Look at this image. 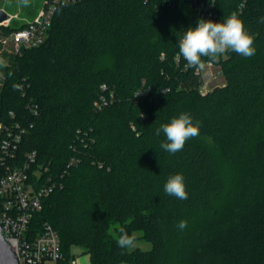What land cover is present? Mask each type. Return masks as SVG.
Wrapping results in <instances>:
<instances>
[{"label":"trees","instance_id":"trees-1","mask_svg":"<svg viewBox=\"0 0 264 264\" xmlns=\"http://www.w3.org/2000/svg\"><path fill=\"white\" fill-rule=\"evenodd\" d=\"M10 2L16 10L18 0ZM201 3L211 16L198 13ZM38 7L21 13L33 17ZM232 14L256 53L226 51L216 61L225 84L201 93L203 76L186 67L178 39L198 18ZM24 25L13 19L0 36ZM183 113L199 135L170 154L156 129ZM0 122L26 128L20 154L36 152L57 183L31 227L58 232L64 258L56 264L76 259L72 247L90 264H264V0L61 7L43 45L21 56L0 51ZM177 173L186 200L164 191ZM116 224L131 237L143 229L151 250L119 247L122 232H109Z\"/></svg>","mask_w":264,"mask_h":264},{"label":"built area","instance_id":"built-area-1","mask_svg":"<svg viewBox=\"0 0 264 264\" xmlns=\"http://www.w3.org/2000/svg\"><path fill=\"white\" fill-rule=\"evenodd\" d=\"M82 1L42 0L33 20H26L21 29L0 36V51L21 56L25 51L43 45L58 9ZM211 7L201 3L198 13L203 17L211 16ZM13 19H19V14L10 15V19L0 23V27H9ZM218 59L206 61L204 66L213 67ZM180 60L181 56H177L178 63ZM203 67L197 68L201 74ZM27 107L30 112L37 113L38 106L34 103L30 102ZM25 132L26 128L18 122L9 126L0 122V228L5 240L14 249L19 264L57 262L64 258L58 232L48 223H44L37 233L32 232L31 228L35 215L41 212L43 202L55 191L57 183L47 176V168L36 165V152L20 154L19 147ZM71 264H77V260Z\"/></svg>","mask_w":264,"mask_h":264},{"label":"clouds","instance_id":"clouds-1","mask_svg":"<svg viewBox=\"0 0 264 264\" xmlns=\"http://www.w3.org/2000/svg\"><path fill=\"white\" fill-rule=\"evenodd\" d=\"M28 2L29 0H21L24 6H27ZM178 45L179 55L187 61L186 67L191 68L203 67L205 61L202 58H208V62L215 61L229 50L245 58H250L256 53L253 36L235 14L229 15L223 22L198 18L196 26H189L178 39ZM199 130V123H194L189 114L183 113L172 118L169 123L161 124L156 129V135L159 136L162 132L166 141L161 143V148L175 154L183 150L188 140L198 136ZM164 191L180 200L188 198L184 177L179 173L167 179ZM186 226V221L178 224L181 230ZM121 232L117 240L118 246L131 248L134 244L133 238L123 230Z\"/></svg>","mask_w":264,"mask_h":264},{"label":"rangeland","instance_id":"rangeland-1","mask_svg":"<svg viewBox=\"0 0 264 264\" xmlns=\"http://www.w3.org/2000/svg\"><path fill=\"white\" fill-rule=\"evenodd\" d=\"M34 8V5L39 4L41 6L42 0H29L28 2ZM12 3L10 0H1L0 1V10H4L9 15H17L19 14L18 21L20 23L26 22V20H29L28 16H25L21 13L23 4L21 3V0H18L16 6L18 7L16 10L9 9V6ZM225 56V54H223ZM202 76H203V82L206 84H202L200 87V91L206 92L207 90H213L215 88H219L225 84V79L221 73V67L219 65H214L213 67L204 66L202 68ZM207 86V87H206ZM122 230L121 224H116L110 227L109 232L114 236L118 237L120 232ZM132 238L134 240V244L131 248H127L129 252L135 251L137 248L149 251L152 248V244L148 242L146 239L145 231L143 229L138 230L132 234ZM72 254H75L76 257H82L83 253L81 248L79 247H72ZM47 264H56L55 262H48Z\"/></svg>","mask_w":264,"mask_h":264},{"label":"water","instance_id":"water-1","mask_svg":"<svg viewBox=\"0 0 264 264\" xmlns=\"http://www.w3.org/2000/svg\"><path fill=\"white\" fill-rule=\"evenodd\" d=\"M39 8L40 6L38 7V9ZM36 15L30 18L28 17L29 21L33 20L36 17ZM9 19H10V15L7 14L4 10H0V23H3ZM14 20L18 21V19H14ZM23 24H25V22L21 23V25ZM0 264H19L17 255L14 249L12 248V246L5 240L1 228H0Z\"/></svg>","mask_w":264,"mask_h":264},{"label":"crops","instance_id":"crops-1","mask_svg":"<svg viewBox=\"0 0 264 264\" xmlns=\"http://www.w3.org/2000/svg\"><path fill=\"white\" fill-rule=\"evenodd\" d=\"M77 264H90L89 255H84L82 257H76Z\"/></svg>","mask_w":264,"mask_h":264}]
</instances>
